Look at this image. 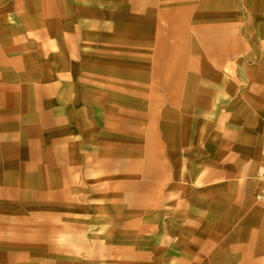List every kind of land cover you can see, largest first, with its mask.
Returning a JSON list of instances; mask_svg holds the SVG:
<instances>
[{"label": "crops", "instance_id": "obj_1", "mask_svg": "<svg viewBox=\"0 0 264 264\" xmlns=\"http://www.w3.org/2000/svg\"><path fill=\"white\" fill-rule=\"evenodd\" d=\"M264 0H0V264H264Z\"/></svg>", "mask_w": 264, "mask_h": 264}, {"label": "built area", "instance_id": "obj_2", "mask_svg": "<svg viewBox=\"0 0 264 264\" xmlns=\"http://www.w3.org/2000/svg\"><path fill=\"white\" fill-rule=\"evenodd\" d=\"M259 197H260L261 200H264V185H263L262 190H261V192L259 194Z\"/></svg>", "mask_w": 264, "mask_h": 264}]
</instances>
